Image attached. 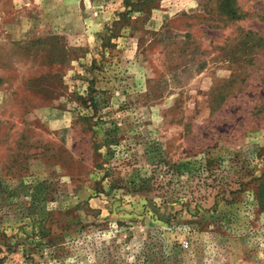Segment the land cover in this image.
Masks as SVG:
<instances>
[{"label":"rangeland","instance_id":"rangeland-1","mask_svg":"<svg viewBox=\"0 0 264 264\" xmlns=\"http://www.w3.org/2000/svg\"><path fill=\"white\" fill-rule=\"evenodd\" d=\"M264 0H0V264H264Z\"/></svg>","mask_w":264,"mask_h":264},{"label":"trees","instance_id":"trees-1","mask_svg":"<svg viewBox=\"0 0 264 264\" xmlns=\"http://www.w3.org/2000/svg\"><path fill=\"white\" fill-rule=\"evenodd\" d=\"M261 202V201H260ZM261 203H264L263 201Z\"/></svg>","mask_w":264,"mask_h":264}]
</instances>
